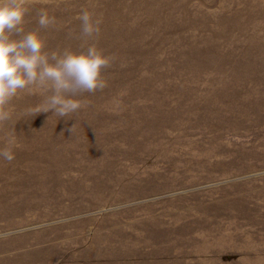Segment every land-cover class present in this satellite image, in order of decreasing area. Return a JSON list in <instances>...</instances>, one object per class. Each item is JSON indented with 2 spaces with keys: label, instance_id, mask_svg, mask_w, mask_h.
Masks as SVG:
<instances>
[{
  "label": "rangeland",
  "instance_id": "rangeland-1",
  "mask_svg": "<svg viewBox=\"0 0 264 264\" xmlns=\"http://www.w3.org/2000/svg\"><path fill=\"white\" fill-rule=\"evenodd\" d=\"M26 7L47 51L110 65L65 117L44 89L0 105V264H264V0Z\"/></svg>",
  "mask_w": 264,
  "mask_h": 264
},
{
  "label": "clouds",
  "instance_id": "clouds-1",
  "mask_svg": "<svg viewBox=\"0 0 264 264\" xmlns=\"http://www.w3.org/2000/svg\"><path fill=\"white\" fill-rule=\"evenodd\" d=\"M26 3L27 0H0V105H6L22 91L32 94L35 89H44L52 93L47 98L48 108L65 117L81 107L73 97L106 86L103 71L109 67L110 58L95 43L81 51H47L46 41L38 31H24ZM77 19L84 37L99 33L100 20L93 19L89 11L82 10ZM37 23L43 29L53 23L47 9H40ZM0 156L13 159L7 150Z\"/></svg>",
  "mask_w": 264,
  "mask_h": 264
},
{
  "label": "bare ground",
  "instance_id": "bare-ground-1",
  "mask_svg": "<svg viewBox=\"0 0 264 264\" xmlns=\"http://www.w3.org/2000/svg\"><path fill=\"white\" fill-rule=\"evenodd\" d=\"M17 241H18L19 243L21 242V240H19V239H18ZM18 242H17V244H18ZM25 262H26V261H25Z\"/></svg>",
  "mask_w": 264,
  "mask_h": 264
}]
</instances>
